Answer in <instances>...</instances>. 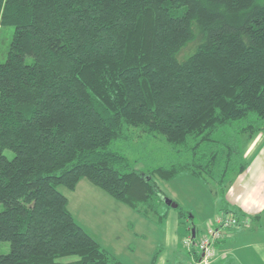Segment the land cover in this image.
I'll list each match as a JSON object with an SVG mask.
<instances>
[{"label": "trees", "instance_id": "obj_1", "mask_svg": "<svg viewBox=\"0 0 264 264\" xmlns=\"http://www.w3.org/2000/svg\"><path fill=\"white\" fill-rule=\"evenodd\" d=\"M0 25L14 27L0 64V264H121L60 186L86 179L161 223L155 176L247 168L243 148L264 133V0H0ZM141 135L189 160L131 169L116 145Z\"/></svg>", "mask_w": 264, "mask_h": 264}, {"label": "rangeland", "instance_id": "obj_2", "mask_svg": "<svg viewBox=\"0 0 264 264\" xmlns=\"http://www.w3.org/2000/svg\"><path fill=\"white\" fill-rule=\"evenodd\" d=\"M13 32V26L0 25V64L6 61ZM25 61L31 64L32 59L27 57ZM131 138L130 141L118 142L116 145L117 150L126 153L131 169L146 173L152 168L189 160L188 154L167 144L160 136L147 138L141 135L139 138ZM4 155L12 158L10 151H5ZM216 174L220 175V170ZM153 179L161 198L169 199L179 206V209H165L167 206L164 205L161 212L166 213V217L161 223L141 217L86 179H81L74 191L62 186L58 187V191L67 199V209L73 220L121 264H191V258L194 257L189 253L191 249L199 257L200 254L198 247L188 248L183 245L188 235L187 228H196L197 234L192 241L197 242L201 235L199 233H205L219 211L226 207L228 193L235 190L238 174L229 170L224 178H194L181 174L171 181L156 176ZM2 212L3 206L0 204ZM180 214L185 219L180 218ZM9 251V244L0 242V256Z\"/></svg>", "mask_w": 264, "mask_h": 264}, {"label": "crops", "instance_id": "obj_3", "mask_svg": "<svg viewBox=\"0 0 264 264\" xmlns=\"http://www.w3.org/2000/svg\"><path fill=\"white\" fill-rule=\"evenodd\" d=\"M242 156L247 168L238 174L225 204L239 212L243 223L224 232L210 264H264V133L244 146ZM191 264L200 259L191 258Z\"/></svg>", "mask_w": 264, "mask_h": 264}, {"label": "built area", "instance_id": "obj_4", "mask_svg": "<svg viewBox=\"0 0 264 264\" xmlns=\"http://www.w3.org/2000/svg\"><path fill=\"white\" fill-rule=\"evenodd\" d=\"M240 222L239 219L230 214L220 213L206 232L200 235L197 242L193 243V239L187 236L183 245L188 248L198 247L200 264H210L211 259L216 254L215 244L222 240L224 232L239 226Z\"/></svg>", "mask_w": 264, "mask_h": 264}, {"label": "water", "instance_id": "obj_5", "mask_svg": "<svg viewBox=\"0 0 264 264\" xmlns=\"http://www.w3.org/2000/svg\"><path fill=\"white\" fill-rule=\"evenodd\" d=\"M163 202H164V205L167 206V207H169V208L177 209V207H178V205L176 203H173L169 199H164ZM191 233H192V238H194V229L191 230Z\"/></svg>", "mask_w": 264, "mask_h": 264}]
</instances>
